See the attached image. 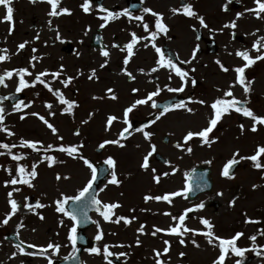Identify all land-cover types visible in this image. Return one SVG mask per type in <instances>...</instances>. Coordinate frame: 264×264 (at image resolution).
Segmentation results:
<instances>
[{
	"label": "rangeland",
	"instance_id": "obj_1",
	"mask_svg": "<svg viewBox=\"0 0 264 264\" xmlns=\"http://www.w3.org/2000/svg\"><path fill=\"white\" fill-rule=\"evenodd\" d=\"M126 1L127 0H105V4L109 7H117V9H119L118 13H121ZM140 1L143 2L145 6L144 8L149 7L153 10H159L165 13V17L172 26L171 34L175 38L171 44L174 48L184 51L186 49L184 43L192 38L191 28L201 27L198 19L195 17L182 19L168 13L166 11L167 9L177 7L176 1L173 0H160L158 2H156V0ZM190 1L193 10L198 16L204 17L205 22L208 24V28H203V32L212 35L214 39L217 40L219 51L220 48H222L223 51H220L213 58L202 57V62L197 65L195 74L197 80L201 82V85L199 94H196L206 102L204 106H198L197 103H193L192 107L197 108L194 112V116H183L175 112L162 116L154 124V129L157 134L156 142L159 145L160 151L167 157L171 158L173 161L180 160L183 169L204 161H211L212 177L214 181L212 192L209 196L200 197L193 204L194 207L201 202L206 203V201L211 198V201L208 203V210L197 211L193 216L186 219V226L202 231L203 227L199 220L200 218H207L214 224V233L216 236L226 238L232 236V233L235 231H241L244 235L237 241V245L241 248H250L253 242L249 237L252 235H257L256 244H262V240L260 239L261 235H259V229L256 228V225L246 224L244 221L246 218L245 214L248 218L252 219L257 215L264 216V171H258L253 167L251 161L244 160L241 162L243 164H248V167L245 170H239L236 177L231 181L222 178L219 172H222L221 170L225 162L232 157L234 152L239 151L241 156L255 154L257 146L264 145V135L261 132L254 136H248L247 134L241 135L233 129L239 123L236 120L224 116L221 122L217 125L216 131L214 130L213 133L210 134V137L217 141L216 143H213L211 147L206 145L202 146L199 138H194L188 145L192 147L193 151L188 153L183 146V140L180 138L189 130L199 131L206 127L208 124V117L210 116L207 104L214 101L216 98L223 96V88L227 81L223 79L222 70L217 65L216 61L220 60L226 64H240L235 55L236 51L248 50V47L251 48L255 40L264 35V26L260 24V27L258 28L257 22L253 21V19H255L254 15L252 13H247L246 10L241 11V9H239L228 13L224 12L223 8L228 3V0ZM235 1L240 4L244 3L246 7L252 6L251 3L253 2V0ZM82 3L83 0H62L61 7H67L72 14L51 18L47 15V12L50 10V5L47 3L37 2L36 4H33L27 3L26 0H13L12 7L14 8V19L12 24L8 22H0V49L7 48L9 50L8 54L11 55L9 61L0 63V71L13 70L15 68H28L29 71L36 75V72L45 71L47 69L57 71L61 65H63L65 69V72L62 75L63 77L73 76L78 73V76L75 77V79H78L79 85L77 88L79 90L71 86L64 88L60 83H57V81L52 84V87L54 89L60 88V90L62 89V92L63 90H76L79 92V97L82 103L80 105V110L82 111V115H84V121L86 116L89 117L88 104L94 103L92 106L93 110H96V112L99 111V114L95 118L92 116L93 120L92 117L88 118L87 120L91 123H88L86 126L85 123H83L82 118H75L71 121H65L62 116L56 117V119L54 118L55 125H53L58 129V134L63 137V141L58 140L51 131L32 117L31 113H33V107L25 111L27 113V118L21 120L16 117L13 120V117L10 119L9 121H12L8 123V127L15 133L14 137L16 142H20L21 139H26L30 141H39L44 146H47L48 144L53 146H60V144L68 146L77 145V139H74L71 136V134H74L73 129L77 130L79 126H85L90 128L91 132L86 139L82 137L84 139L83 142H79V144H85L82 148L83 153H81L84 157L95 162L104 159L107 156L116 159V156L120 157L121 155L118 154V152L133 150L134 153L136 152L137 155H139L138 159L135 157V160H137L136 164L138 165L139 158L141 154L147 150V147L145 145L143 147L141 146L142 141L137 135L125 142L122 141L125 145L123 148H117V145H106L100 154H95L94 149L104 140L117 138V134L123 129V127H125L122 123L123 110L134 103L130 97L129 89L132 85V87H135L137 80L131 79L130 84L135 81L132 85L126 83V75L124 74L125 65L122 63L123 55L120 56L117 48L112 47V45L118 44L123 47L126 42L128 43L130 41V33H136L139 31V26L138 24L130 23L133 32L127 31V26H122L121 20L118 21V19H115L116 21L111 20L107 22L106 27L101 28L100 25L104 23V21L100 18H95V6L92 5V11L86 14L80 7ZM237 13H243V16L237 21V28L233 31L235 38H233V36L230 37L231 29H223V25L234 20ZM5 14L6 9L1 7L0 21H3ZM49 19L52 20L51 28L48 25ZM13 26L14 30L12 34L8 35L9 28ZM97 28L101 30L105 50L110 52L107 66L102 68L101 71H99L101 69L100 65L105 62V58L101 55L100 50H95L88 46L89 36ZM57 30L61 37L60 40L69 39V41L73 43L78 41L81 43L82 46L79 48V60H76L71 56L66 57L59 51L58 45L49 46V39H53L55 43L59 41L56 39ZM85 32H87V35H85ZM254 32L256 35H259V37L252 35ZM37 34H39L38 40L36 39ZM239 37H242L245 43L240 42L241 40ZM24 41H30L31 43L26 46L24 50H21L19 54H15L17 52V45ZM32 48L37 49V51L33 52ZM77 50L76 53L78 52ZM227 54H230L231 57L227 58ZM33 55L42 59L31 61ZM144 56H147V59L150 58L148 54L142 53L135 62L132 61V66H126L127 71H138L142 69L146 71L147 64L142 62ZM201 63L205 66H201ZM31 64H35V67L32 68ZM118 66L121 70L115 69ZM93 69L96 70V76L92 80H89L88 76L91 75ZM138 74L140 73L135 72L132 75L136 78ZM25 79L30 83L31 77L26 76ZM7 85L5 91H14L18 85L17 77L14 76L7 82ZM258 85L259 82L257 81L255 84V93L258 95L260 94L261 97V94H264V84L259 85V87ZM109 88L114 90V94L118 97L117 100L113 101L107 98V89ZM239 88L240 87L238 86L235 87L234 96L244 99L243 91ZM99 89L100 92L98 95L100 96L98 97H105L104 99L93 101V96L88 97L93 94L94 91ZM217 89H219V91H217ZM22 92H25L26 98L33 102L37 108L42 106L45 101H49L53 104L52 100H57L56 97L47 91V89L41 90L38 86L33 88L29 87ZM63 93L66 94L65 96H68L67 93L69 92ZM251 93L252 92H250L249 97ZM3 107L5 108V112L10 111L9 106L4 105ZM52 110H55L54 104ZM255 110L256 114H263L261 108L256 107ZM147 112L148 110H143L140 107H137L132 113H130V116L143 117ZM108 115H116L119 119L113 123L111 130L106 131V117ZM68 122L69 127H67ZM246 123H248V121H246ZM226 125L228 127H225ZM246 126L247 125L245 124V127ZM82 135H84V132H82ZM163 135L169 136L170 145L169 143L166 146L161 144L160 141ZM233 136H235L234 139L232 138ZM173 141L180 143L182 147H172L171 145L173 144ZM146 145L150 147L149 144L146 143ZM137 146H139L138 149ZM24 154H26V159L22 160V165L27 166L29 169H31L32 164L35 163L37 165L36 170L38 175L36 177L35 186L39 192L43 194L47 192L48 196L53 198V203L60 197L61 193L72 196L82 187V184L88 180L89 174L91 173L90 170L80 162V159L67 157L64 153L58 152L55 155V163L52 164L51 167L47 166L46 163L48 160L44 161L43 156L45 154L52 155V151L51 153H43L42 150L40 152L30 150L24 152ZM262 158L264 160V156L260 158V161ZM116 160L118 161V159ZM122 170L126 169H121V171ZM58 174L61 175V177L68 176L70 179H61L57 181L56 176ZM150 184L151 183L149 182L148 185ZM181 184V181H174L165 183L163 186L166 192L172 193L179 191L181 189ZM254 185H257L258 187L254 188ZM128 186H132L133 191L128 192V196L126 195V197L121 198V190L111 189L110 185H107L104 192H102L99 197L103 199L102 202L105 200H120L121 207L119 209L123 210L125 214H128L127 211L135 206H141L143 209H148V211H137L134 213L133 215L136 219L130 225H125L124 223H110L106 225L107 223L101 224L100 219H97L100 230V227L105 226L104 229H102L104 234H118V238L115 239V241L118 240V243L127 244V246L131 245V247H128V254H139L143 257L142 259L145 258V264H153V250L156 249L162 251L165 247L163 244L165 239L172 241L170 242V252L167 256L162 257L168 262V264H201L204 262L211 263L212 260H215V253H213L212 247L215 250L217 249L213 245H211V247L206 244V238L198 243V248L193 245V248L190 249L188 244L182 246L177 239L163 236L161 233H159L161 242L158 241L157 236L153 237L150 235L151 231L154 230V227L167 229L174 224L173 221L163 215V212H165V209H168V207L161 205L160 202L156 203L155 200L145 204V202H143L146 193L145 184L143 185L136 182H130L128 184L124 183L122 188L124 189ZM217 193H223V195H217ZM233 200H235V205L230 206V202ZM212 201L217 203L216 209L212 208ZM175 204L179 209H182V213L183 209L187 207L186 203L179 201H176ZM190 207H192V205ZM141 224L146 226L145 232L148 233L147 235H140L138 233L137 229ZM51 228H53V226H51ZM96 229L97 225H95V228L89 232L90 235L96 234ZM52 234H63V230L60 229L59 232H56L53 228ZM138 236L141 245L137 247L135 241ZM187 240H189V238H187ZM181 252L186 255L181 257ZM248 255H253L255 257L253 252H248L245 256ZM263 257L264 253L262 254V258Z\"/></svg>",
	"mask_w": 264,
	"mask_h": 264
},
{
	"label": "snow or ice",
	"instance_id": "obj_2",
	"mask_svg": "<svg viewBox=\"0 0 264 264\" xmlns=\"http://www.w3.org/2000/svg\"><path fill=\"white\" fill-rule=\"evenodd\" d=\"M31 3L36 4L37 2L41 3H47L50 5V10L47 12V15L51 18L59 17L61 15H71V11L67 7H61L62 0H30ZM255 7L248 8L246 11L249 13H252L256 19L264 20V0H253ZM228 3H231V0H228ZM13 0H0V5H2L6 9V14L3 17V21L0 22H8L12 24L14 19V8L12 7ZM82 11L86 14L90 13L92 11V0H83V3L80 5ZM100 12L106 13L105 15L100 16V19L104 21L100 25L101 28L106 27L107 22L115 19H119L120 16H127L129 19H135L136 21L140 22L143 26V29L146 33H148V36L145 37H139L135 32L130 33L131 39L130 42L125 44L123 47H121L118 44H113L112 47L119 48L120 51L125 52L126 55L123 59V64L125 65L124 74L128 76L131 79H135V77L132 75L131 72L127 71V65L130 63L131 59L135 55L134 53V47L139 43L141 39L144 40H150L152 41L151 46L155 49L156 53L158 54V60L156 61L157 67H153L151 71L153 73L159 71V69L164 68L169 70L170 73H174L177 77L181 80V86L179 87H170L165 86L168 92L171 93H181L184 92L185 86L190 79L189 71L182 69L180 66H178L177 62H175L172 58H166L165 53L163 50L159 47H157L155 41L160 34L167 35L169 29L167 25L164 23V16L161 13H158L150 8H144L143 12L150 14L152 17H154V30L150 29L149 23L145 22V18L143 15L131 17L129 11L125 9L121 13H115L108 11L103 6H100L98 9ZM224 11H228L227 4L223 8ZM179 10L172 9L173 14H176ZM183 15L187 17H195L198 19L199 24L203 28H208V24L205 22L204 17L198 16V14L193 10V7L191 4H186L183 7ZM243 16V13H237V16L234 20H232L230 23H226L223 25V29H236L237 28V21ZM48 25L51 28L52 26V20H48ZM14 30V26L9 28L8 35H11ZM258 31V30H257ZM85 35H87V32H85ZM252 35H256V33H252ZM199 38V37H198ZM233 38H235V34L233 33ZM36 39H39V34H37ZM56 39L60 40V34L57 30ZM61 42H63L61 40ZM31 42L30 41H24L22 43H19L17 45V52L15 54H19L21 50H24L26 46H28ZM148 45L145 44V47ZM252 49L257 53L255 58H253L250 55L249 50H238L236 51L235 55L239 58H241L244 61L243 66H238L233 69V71L236 73L235 82L233 84L229 85V88L227 91L223 92V96L220 98H216L208 107L211 109V114L208 118V124L206 127L202 128L199 131H187L186 135L183 137V146L186 148V151L188 153H191L193 151L192 147L188 146L189 142L192 141L194 138H199L202 146H208L211 147L213 143H216L217 141L210 137V134L213 133V131L216 129L217 125L221 122L223 117L225 115H230L232 112H235L237 114H240L244 118H248L252 121V125L250 128V131L256 132L258 130L257 126H264V115H257L251 108L247 106L249 103L248 100H240L237 99L233 92L232 88H234L237 84L243 88L244 94L247 97L252 88L251 85L253 81H249L245 75L246 69L254 65L257 61L264 60V35L260 36L252 45ZM33 52H36L37 49L32 48ZM198 51V48L195 49L192 53V59L190 60H180L179 56H176V61L179 62V65L183 64H190L192 63V60L196 58V52ZM9 50L7 48L0 49V63L9 61L11 59V55L8 54ZM101 55L105 58V62L100 65L101 68H104L107 66L108 58L110 57V52L108 50H102ZM38 58L35 55L31 57V61H37ZM217 65L220 67V69L227 73L229 71V68L226 67L220 60L216 61ZM31 67L34 68L35 64H31ZM142 71V70H141ZM196 69L192 68L191 72H195ZM65 69L63 65L59 68L57 71H41L38 74L35 75L33 82L30 84L28 80L25 79V77H32L33 73L29 71L28 68H18L13 70H4L3 74H0V86L7 87V80H11L14 76L18 77V85L15 88L16 93L22 92L24 89H27L29 87H35L36 84H41L49 93H51L56 99L58 100L60 105L65 106L62 110V114H73V111L75 108H77L79 105L74 100H69L65 97L64 93L60 89H54L52 87V83L55 81H59V83L64 87L67 88L72 81L75 79L73 76H67L66 78H61L64 74ZM51 77V81L44 79L45 77ZM96 76V70L93 69L91 75L88 76L89 80H92ZM169 80H171V75H169ZM191 83L193 85L196 84L195 79H191ZM133 93L139 92V89L134 88ZM163 91L159 85H156V88L154 91L149 92L145 98L142 99H136L133 104L126 107L123 110V121L122 123L125 125L123 129L117 134L116 139L111 140H104L102 143L99 144L100 149H104L106 145H117L118 147H125L124 143L122 141L127 140L128 136L130 134V129H132L133 125L129 120V114L134 111L138 106L140 105H146L151 101V107L154 109H160L161 106L158 105L154 98L157 97L160 92ZM219 91V89H217ZM108 99H111L113 101L117 100L118 97L114 94V90L112 88L107 89ZM105 97H93V99L101 100ZM230 98V99H229ZM10 97L8 96H0V105L3 104L4 100H8ZM189 103H198L201 105H204L206 102L204 100H193L189 98L188 101H180L179 103L175 104H165L162 108V110L159 111V114L156 115L155 119L151 121L152 124H154L157 120L161 118V116L165 115L170 110H185L188 113H193V109L188 107ZM47 109H49V115L55 116V112L52 111L53 104L52 103H46L45 105ZM31 107V103H25L23 100H20L18 103H15L13 106V111L15 112H22L24 109ZM32 116H37L43 124L52 132L54 136L57 137L58 140L63 141V137L59 136L58 129L49 122L48 119H46L43 115H40L39 113H31ZM94 115L92 113L89 114V118ZM5 108L3 106H0V132H4L7 134L8 137L14 136L15 133L12 132L6 125H5ZM20 119H25L24 115L20 116ZM118 117L116 115H108L106 117V126L105 130L109 131L111 130L113 123L118 121ZM83 123H88V120L83 121ZM149 127V125H145L144 128H135V132H140L144 135L145 139L151 138V133L145 131V128ZM241 133L244 132L245 128L243 123L239 125ZM76 135H79V132L75 133ZM177 148H181L182 145L180 143H177L175 145ZM22 148V149H32L33 151L40 152L43 150L45 153L49 151H59L62 153H65L67 156L73 158V159H80L83 161V164L90 170L91 172V178L87 180L85 186L79 190L78 194L75 196H69L64 193L60 194V197L54 201L55 204V211L57 213L63 214V216L67 217L70 221H72V227L69 229V234L67 236L68 241L71 243L72 246V252L73 255L71 256L72 260H78V257L75 255L79 251V249L76 247L77 245V228L81 224V219L78 216L75 209L72 211H69L66 207L68 205L69 201H72L74 204H79L81 201H84L87 199L88 203L85 206L88 209L94 208V210L103 218L106 222H112L119 224L121 221L125 225H130L136 217L133 215L131 218L124 217V216H116V219L113 220V216H115V209L121 207L119 203H104L100 199H98V193L94 189V185L96 184V181L98 179V170L97 167L94 166L92 162H90L89 159L85 158L81 154V149L83 148V144L79 145H69L65 146L63 144H60V146L56 149H53V145L48 144L47 146H44L39 141H30L26 139H21L19 144H8V143H0V149H5L7 152L0 151V156L8 155L10 156L12 161L17 162L16 167V174H13V171L11 169L5 168L4 171L8 173V176L10 177L9 180L5 181V187H8L9 185L16 186V185H27L28 187H34L32 184V180H34L38 173H37V165L34 163L31 166V169L25 165L20 164L19 162L21 160L26 159L23 155L14 154L12 152L13 148ZM156 152V146H151V151H149L142 159V163L140 167L144 171H149L153 173V180L155 183L159 184L160 182V176L155 175L156 169L150 168V158L153 156V154ZM264 156V145L257 146L255 150V154L250 156H241L239 151H236L233 153L232 157L224 164L221 175L232 179L234 178L231 174V169L235 165H238L241 161L248 160L251 161L253 164V167L257 170H260L264 168V164L261 163L260 158ZM239 157V159H237ZM49 166L51 167L52 164L55 163V158L53 156H47L46 157ZM43 162V161H41ZM104 163L108 166V169H110V179L107 180V184H105L104 188H100L99 191L103 192L104 189L107 187V185H119L120 181L117 177L116 173V166L117 162L114 158L108 157ZM206 163H211V161H206ZM165 176L168 175L167 172L164 173ZM57 181L64 179L68 180L70 177L57 175L56 176ZM258 187L257 185L253 186ZM19 188H13L12 191H9L7 193L8 196V204L10 205V212L6 214V217L3 219L2 223L4 225H7L9 221L17 214V212L21 208V204L17 202L13 198V192H19ZM191 187L186 186L183 190L175 191L172 193L164 194V195H145L144 196V202L147 204L149 201H163L167 202L168 204H172L174 197H183L184 199L188 198V193L191 192ZM217 195H223V193H217ZM28 198L25 197V201H27ZM235 205V200L230 202V206ZM46 205L40 203L37 201L35 205L31 203H25L23 205L24 208H26L29 211H32L35 209H40L45 207ZM205 207V203L201 202L194 207H189L183 211L182 214L176 216L173 215L171 212H164L163 215L169 216L171 220L174 222L172 226H170L167 229H162L160 227H154V230L151 231L150 235L153 237H156L159 233H165L168 236H175L178 238L179 243L182 246H186V241L184 239L185 236L191 234L193 237L197 235H202L206 238V241L209 245H213L218 247L219 249V255L217 259L213 261V264H225L226 259L229 256V253L234 255L235 257L242 258L245 255V252L249 251L247 248H241L237 246V241L243 237V232H237L233 237L231 238H221L219 236H216L214 233V224L207 218H200L199 222L204 226V231H200L197 229L190 228L186 226V218L188 217L189 213H193L195 211L203 210ZM131 211L134 213L136 210L131 209ZM141 211H148V209H141ZM82 216L84 218V222H89L90 218L88 217L87 210H82ZM245 223L246 224H260L262 223L259 220L248 218L245 214ZM40 220H44L43 215H39ZM91 223H95L97 225V235L95 236V240L97 242L103 240L104 233L102 230H99V223L97 221H90ZM61 225H63V221H60ZM24 227L23 223L21 222L18 225V229ZM145 225L141 224L139 228L137 229L138 233L140 235H147L148 233L145 232ZM259 235L264 236V229H259ZM249 239L255 244L257 241V235H252L249 237ZM23 241L16 244L15 247L18 249V252L20 255L24 256H41L44 257L47 260V264H55L53 257L56 256L59 253V250L61 248V245L55 242L48 243L44 247H38L32 243H28L26 245L27 249H35V251H26L25 247L23 245ZM191 243L195 247H199V244L195 239H192ZM163 244L165 247L163 250H153L154 253V261L155 264H168L167 261L162 259V257H165L168 255L171 249V243L169 240L165 239L163 241ZM135 245L138 247L141 245V241L139 239V236L137 237L135 241ZM115 247H126L124 244H113L108 245L104 244L101 247H91L89 251L92 254L95 255H102L103 259L107 262V264H113L112 260L109 259L110 257L117 255L116 253H113L110 251L111 248ZM128 247H131V245H128ZM256 253V255H261V251L257 250L256 248L251 249ZM16 253H13V257H15ZM119 256H127L128 253L121 252L118 254ZM186 254L181 252L180 256L184 257ZM65 259H68L65 257ZM235 264H241L240 259H236Z\"/></svg>",
	"mask_w": 264,
	"mask_h": 264
},
{
	"label": "flooded vegetation",
	"instance_id": "obj_3",
	"mask_svg": "<svg viewBox=\"0 0 264 264\" xmlns=\"http://www.w3.org/2000/svg\"><path fill=\"white\" fill-rule=\"evenodd\" d=\"M175 52L178 54V50H175ZM178 66L182 67V65H179V64H178ZM174 77H175L176 82H179V83L181 82L180 78L177 77L175 74H174ZM153 79H155V78L150 77V79L148 80V83L151 84ZM171 82H172L171 80L168 82H164V86H169L171 84ZM155 88H156V86H155ZM165 90L166 89H164V91ZM170 94H175V93H170ZM170 94H167V95H170ZM2 159H4L3 156H0V218H2L0 220V254L1 253H11L12 255H10L9 258H5V259L0 257V264H23V262H21L22 260L20 261L21 256H20V254H18L19 252L16 251V247L15 246L7 247L5 238H6L7 234H12L17 238L19 243L21 241L24 242L22 246L25 247L26 251H33V249H27L26 245L28 243H32L34 245H37L40 241V239L38 238V235H37L38 232L36 229L37 228L36 213H37L38 209H33L32 211H28V212L26 211V215H28L29 218L31 217L30 219H23L21 212H19V213L17 212V214L9 221V223L7 225H4L2 223L3 219L6 217V214L8 212H10V205L7 202L8 201L7 192L12 191L14 187L15 188L20 187V185H16V186L9 185L8 187H5V181L9 180L10 177L8 176L7 179L5 178V176H6V171H4L5 168L1 167V165L4 163V161ZM130 163L132 165V161H130ZM152 167H155L154 163L151 164V168ZM166 169L168 171H171V168H163L162 170H166ZM177 172H178L177 175L180 176V172L179 171H177ZM22 194L23 193H20V191L19 192H13V198L15 200H17V202L19 204H22V199H21ZM21 207H22V205H21ZM21 222L23 223L24 227L19 228V230L17 231L18 225ZM7 228H9V230H7ZM68 248H69V242L67 239L61 245L60 250L61 249L66 250ZM13 253H16L15 257H13ZM261 254H262V252H261ZM30 259L32 260L34 258H30ZM44 260H46V259H44ZM28 262L29 261H25L26 264Z\"/></svg>",
	"mask_w": 264,
	"mask_h": 264
},
{
	"label": "water",
	"instance_id": "obj_4",
	"mask_svg": "<svg viewBox=\"0 0 264 264\" xmlns=\"http://www.w3.org/2000/svg\"><path fill=\"white\" fill-rule=\"evenodd\" d=\"M92 45L93 46H100L99 43H98V39H94ZM207 174H208V171L204 172L202 170H195V173L193 175V180H194L195 184H197L198 187L203 188V185H205L207 183V181H208V179L206 180V175ZM202 178L204 180H206V181H204ZM190 187L193 188L192 182L190 183Z\"/></svg>",
	"mask_w": 264,
	"mask_h": 264
}]
</instances>
